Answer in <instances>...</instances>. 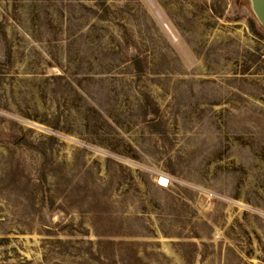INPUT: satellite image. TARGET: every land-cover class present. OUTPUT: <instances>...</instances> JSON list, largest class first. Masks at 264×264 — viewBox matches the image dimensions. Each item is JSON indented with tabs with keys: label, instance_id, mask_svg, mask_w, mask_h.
<instances>
[{
	"label": "rangeland",
	"instance_id": "374dc122",
	"mask_svg": "<svg viewBox=\"0 0 264 264\" xmlns=\"http://www.w3.org/2000/svg\"><path fill=\"white\" fill-rule=\"evenodd\" d=\"M254 5L0 0V264H264Z\"/></svg>",
	"mask_w": 264,
	"mask_h": 264
},
{
	"label": "water",
	"instance_id": "95a60500",
	"mask_svg": "<svg viewBox=\"0 0 264 264\" xmlns=\"http://www.w3.org/2000/svg\"><path fill=\"white\" fill-rule=\"evenodd\" d=\"M255 10L262 23H264V0H254Z\"/></svg>",
	"mask_w": 264,
	"mask_h": 264
},
{
	"label": "trees",
	"instance_id": "16d2710c",
	"mask_svg": "<svg viewBox=\"0 0 264 264\" xmlns=\"http://www.w3.org/2000/svg\"><path fill=\"white\" fill-rule=\"evenodd\" d=\"M44 180H45V175L42 176V182H44Z\"/></svg>",
	"mask_w": 264,
	"mask_h": 264
},
{
	"label": "flooded vegetation",
	"instance_id": "af4514ba",
	"mask_svg": "<svg viewBox=\"0 0 264 264\" xmlns=\"http://www.w3.org/2000/svg\"><path fill=\"white\" fill-rule=\"evenodd\" d=\"M262 25H264V23H262Z\"/></svg>",
	"mask_w": 264,
	"mask_h": 264
}]
</instances>
